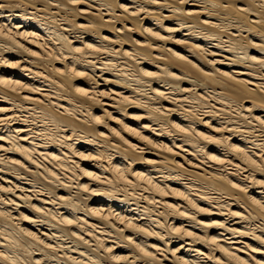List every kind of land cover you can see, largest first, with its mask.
<instances>
[{"label": "bare ground", "instance_id": "obj_1", "mask_svg": "<svg viewBox=\"0 0 264 264\" xmlns=\"http://www.w3.org/2000/svg\"><path fill=\"white\" fill-rule=\"evenodd\" d=\"M0 264H264V0H0Z\"/></svg>", "mask_w": 264, "mask_h": 264}]
</instances>
